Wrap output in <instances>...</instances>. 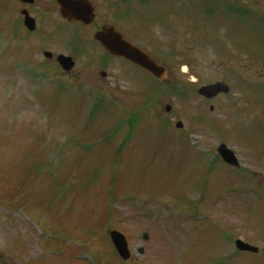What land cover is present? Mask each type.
<instances>
[{"label": "rangeland", "instance_id": "374dc122", "mask_svg": "<svg viewBox=\"0 0 264 264\" xmlns=\"http://www.w3.org/2000/svg\"><path fill=\"white\" fill-rule=\"evenodd\" d=\"M206 3L210 8L218 1L179 0V14L190 17L186 23L180 17L182 37L187 25L222 27L219 14L205 16ZM259 4L264 11V3ZM14 19L0 13V26ZM71 35L70 28L33 33L0 28V264H264V109H253L264 102L262 87L249 85L259 100L248 105L251 114L245 106L248 89L233 85L231 94L244 109L228 113L224 108L180 132L168 127L181 120L185 128L189 122L181 112L190 117L203 106L190 93L171 96L173 78L182 89L215 81L191 80L184 73L180 59L188 52L198 63L204 61L198 47L179 49L164 93L149 97V108L141 113L143 84L129 71L127 76L129 66L119 61L112 62L103 80L95 64L97 48L87 45L77 52L75 81L61 78L43 60L41 48L56 54ZM170 50L164 48L168 59ZM210 52L217 62L220 52ZM14 59L43 78L19 72L25 67ZM241 69L245 82L264 72L245 62ZM165 104L172 106L169 113ZM128 116L136 118L137 129L117 131L120 119ZM198 129L194 146L190 135ZM219 141L240 155L246 178L214 156ZM112 226L128 239L131 259L126 263L116 259L105 236ZM145 231L147 242L141 239ZM238 238L261 253H236Z\"/></svg>", "mask_w": 264, "mask_h": 264}, {"label": "flooded vegetation", "instance_id": "af4514ba", "mask_svg": "<svg viewBox=\"0 0 264 264\" xmlns=\"http://www.w3.org/2000/svg\"><path fill=\"white\" fill-rule=\"evenodd\" d=\"M0 1V13L17 18L10 27L1 28H75L79 33L85 34V39L94 47L101 50L102 46L93 39L94 34L101 28H116L127 41L145 51L147 48L151 51L158 47H170L172 63L178 60L179 49L182 47H198L204 55V61L198 63L192 58L191 52H188L189 56L185 59L182 58L188 65V74L198 80L213 78L215 81L238 82L244 78L241 72L243 62L264 67V11L260 9V0H217L218 3L215 6L212 4L210 8L206 3L202 6L205 16L210 19L219 14L222 27L188 28L187 37L180 35L182 19L179 0H86L92 9L88 10L91 18L85 20L66 17L65 14L80 16L85 12L70 6L69 9L64 8L65 13H62L59 0ZM23 13H27L33 20L29 26L24 24ZM182 18L187 20L188 16ZM145 28H151L148 30L149 35ZM152 28H158V36L153 35ZM121 29L127 30V34ZM210 50L220 52L217 62L212 59ZM146 52L152 55L148 50ZM103 54L109 63L113 57L104 52ZM216 67L221 70L220 73H212V69ZM247 80L264 88V72H255ZM237 85L241 86L240 90L244 86ZM220 96L223 95L205 101L212 102ZM249 97L246 105L259 103L256 94H250ZM222 101L236 102L232 96ZM260 105L263 106L264 102ZM256 107L257 104L253 109Z\"/></svg>", "mask_w": 264, "mask_h": 264}, {"label": "water", "instance_id": "95a60500", "mask_svg": "<svg viewBox=\"0 0 264 264\" xmlns=\"http://www.w3.org/2000/svg\"><path fill=\"white\" fill-rule=\"evenodd\" d=\"M73 3L77 4V2H73ZM96 38L112 54L125 57L127 59L132 60L133 62L137 64H140L141 66L145 67L147 70H149L151 73H153L157 77L163 76V73H164L163 70H161L145 54L139 52L137 49H135L134 47L126 43L122 39V37L117 32H115L112 28H104L100 33L96 35ZM58 60L65 69H70L73 65L72 62H70L71 61L70 58L59 56ZM223 89H224L223 85L214 84V85L201 88L199 90V93L207 97H213L219 92H222ZM167 109H169V107H167ZM218 152L220 153L222 158L227 163L236 165V159L234 158L233 153L227 150L224 145L219 147ZM110 235L112 237V240L116 246V249L119 255L124 259H128L129 252H128L127 243H126L125 238L120 233L115 232V231L111 232ZM236 246L239 250H242V251H251V252L258 251L257 248L244 244L242 241H236Z\"/></svg>", "mask_w": 264, "mask_h": 264}, {"label": "bare ground", "instance_id": "6f19581e", "mask_svg": "<svg viewBox=\"0 0 264 264\" xmlns=\"http://www.w3.org/2000/svg\"><path fill=\"white\" fill-rule=\"evenodd\" d=\"M77 5L80 7V8H82L83 7V3L82 2H79V3H77ZM87 8H84L83 10L85 11Z\"/></svg>", "mask_w": 264, "mask_h": 264}]
</instances>
